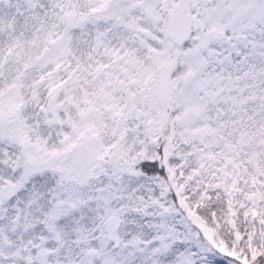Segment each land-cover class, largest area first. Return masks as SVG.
Masks as SVG:
<instances>
[{"label":"snow or ice","instance_id":"snow-or-ice-1","mask_svg":"<svg viewBox=\"0 0 264 264\" xmlns=\"http://www.w3.org/2000/svg\"><path fill=\"white\" fill-rule=\"evenodd\" d=\"M0 264H264V0H0Z\"/></svg>","mask_w":264,"mask_h":264}]
</instances>
